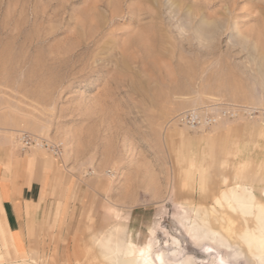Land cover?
Segmentation results:
<instances>
[{
	"label": "rangeland",
	"instance_id": "obj_1",
	"mask_svg": "<svg viewBox=\"0 0 264 264\" xmlns=\"http://www.w3.org/2000/svg\"><path fill=\"white\" fill-rule=\"evenodd\" d=\"M211 9L225 31L185 37ZM221 103L264 107V0H0V166L40 181L50 232L17 253L0 218L4 259L102 264L94 240L122 224L139 245L153 230L156 250L177 238L178 260L207 263L184 211L209 206L241 160L239 180L264 199L263 124L181 120Z\"/></svg>",
	"mask_w": 264,
	"mask_h": 264
},
{
	"label": "bare ground",
	"instance_id": "obj_2",
	"mask_svg": "<svg viewBox=\"0 0 264 264\" xmlns=\"http://www.w3.org/2000/svg\"><path fill=\"white\" fill-rule=\"evenodd\" d=\"M204 15L207 18L200 28L194 27L196 25L194 17L193 15L190 16L189 25L191 27L189 26L190 28L187 29L189 33H185V37L206 41L215 33L221 34L225 31L226 26L219 20L215 9L205 12ZM243 165L244 161L242 160L238 165H235L239 176L241 171L244 170H242ZM239 176L235 182H231L232 184H229V176H223L220 180V187L214 193L209 206H203V204H199L201 206L198 207L191 206L182 215V223L188 233L191 235L196 234V244L206 243L208 245L210 251L206 254L210 257V260L207 263H199L191 255L178 260L176 258L178 255L177 246L180 242L177 238H174L175 247L171 252L165 249L156 250L157 238L153 230L150 231L152 235L150 239L145 244L139 245L122 224L114 225L110 231L95 238L94 244L101 263L219 264L214 253H221L223 250L222 261H226L232 251L234 254L248 256L255 262L264 264V199L254 192V187L252 188L239 180ZM261 193V195H264V186ZM230 222L237 224L231 228L230 224L227 226ZM6 240L14 252H17L15 241L9 231ZM89 247L91 248L90 245ZM8 255L9 258L4 259V256L0 253V264H13L16 262L11 258V251L9 250ZM29 264L31 263L29 262Z\"/></svg>",
	"mask_w": 264,
	"mask_h": 264
},
{
	"label": "crops",
	"instance_id": "obj_3",
	"mask_svg": "<svg viewBox=\"0 0 264 264\" xmlns=\"http://www.w3.org/2000/svg\"><path fill=\"white\" fill-rule=\"evenodd\" d=\"M48 214L40 181L31 179L22 167L9 176L0 166V218L15 241L17 253L39 252L44 242L41 239L50 237Z\"/></svg>",
	"mask_w": 264,
	"mask_h": 264
},
{
	"label": "built area",
	"instance_id": "obj_4",
	"mask_svg": "<svg viewBox=\"0 0 264 264\" xmlns=\"http://www.w3.org/2000/svg\"><path fill=\"white\" fill-rule=\"evenodd\" d=\"M258 121L264 125V107L236 103H221L214 105L213 111L207 114L188 112L182 115V122L192 128H208L221 121L236 119Z\"/></svg>",
	"mask_w": 264,
	"mask_h": 264
}]
</instances>
